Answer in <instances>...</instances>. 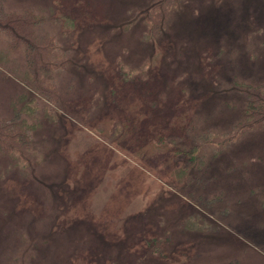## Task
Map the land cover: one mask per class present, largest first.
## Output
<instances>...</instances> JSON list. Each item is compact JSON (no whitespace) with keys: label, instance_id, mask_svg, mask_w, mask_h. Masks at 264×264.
I'll list each match as a JSON object with an SVG mask.
<instances>
[{"label":"rangeland","instance_id":"1","mask_svg":"<svg viewBox=\"0 0 264 264\" xmlns=\"http://www.w3.org/2000/svg\"><path fill=\"white\" fill-rule=\"evenodd\" d=\"M0 12L43 16L30 38L66 59L55 103L0 69V121L19 94L39 108L26 167L0 153V264H264V124L219 149L198 137H229L250 89L264 96V0Z\"/></svg>","mask_w":264,"mask_h":264},{"label":"trees","instance_id":"2","mask_svg":"<svg viewBox=\"0 0 264 264\" xmlns=\"http://www.w3.org/2000/svg\"><path fill=\"white\" fill-rule=\"evenodd\" d=\"M43 20V16L32 13L17 16L0 12V41L3 42V47L0 48V69L17 78L27 89H33L34 93H38L45 100L55 103L58 94L52 83V76L60 69L62 62L66 59L65 56H62L63 53L56 50V45L50 38H30L33 35V29L40 25ZM16 49H19L23 63L12 62L11 55ZM250 90L252 92L248 94L245 117L242 123L236 126L232 135L221 140L206 134L198 137L207 142L211 141V147L219 149L241 132L263 125L264 96L261 95L260 90L255 88ZM34 99H28L25 94L17 95L12 101V110L16 112L13 118L16 120L0 121V153L15 161L14 165L19 169L26 167L25 161L30 151L29 131L33 124L28 125L26 118H31L33 122L38 117L39 108L34 105ZM43 110L48 111V107L45 106ZM17 115H23L25 118H21L19 122ZM203 153L204 149L202 148ZM200 158L198 160H201ZM160 241H162L161 238ZM155 242L156 239L152 238L148 241V245ZM157 247L160 246L157 245ZM155 251L158 252L157 249ZM159 253L161 254L160 250Z\"/></svg>","mask_w":264,"mask_h":264}]
</instances>
